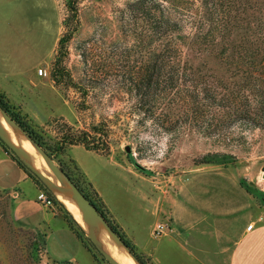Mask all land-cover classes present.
Masks as SVG:
<instances>
[{
	"label": "rangeland",
	"instance_id": "374dc122",
	"mask_svg": "<svg viewBox=\"0 0 264 264\" xmlns=\"http://www.w3.org/2000/svg\"><path fill=\"white\" fill-rule=\"evenodd\" d=\"M69 1L0 0V92L54 152L55 161L89 193L101 192L114 216L129 231L134 226L146 250L165 237L151 231L159 221L171 227L170 210L176 203L190 212L185 219H194L197 226L211 221L212 209L225 208L229 199L246 210L244 192L253 197L255 211L264 208V95H249L245 104L237 101L236 116L227 126L233 141L207 136L204 127L213 129L227 110L218 109L214 119L206 116L213 124L205 123L201 130L185 122V105L170 103L171 95H139L134 81L150 55L137 45L142 29L150 25L141 26L136 17L132 7L137 0H77L76 13ZM160 1L173 8V18L202 9L201 0ZM208 2L203 8L208 23L237 17L240 38L264 28V0ZM238 6L245 9L237 11ZM201 56L192 57V62L208 61L205 64L215 69H225L208 54ZM40 68L47 75H40ZM253 118L262 125L254 126ZM6 127L31 154L33 148L35 165L45 169L33 145ZM84 133L97 150L69 143V138ZM215 153L222 156L199 163ZM14 155L0 140V264H110L87 234L84 242L69 226V205L58 204L51 192V209L59 216L47 226L33 228L14 218L19 191L21 198L34 201L40 189L47 190L35 174L27 172V179L5 162L22 167ZM108 215L132 241L109 210ZM246 220L236 218L234 225ZM210 235L205 236L209 247L214 245ZM227 238H235L233 229ZM102 240L117 248L115 252L108 247L117 258L119 245L106 233ZM136 250L152 264L145 250Z\"/></svg>",
	"mask_w": 264,
	"mask_h": 264
},
{
	"label": "trees",
	"instance_id": "16d2710c",
	"mask_svg": "<svg viewBox=\"0 0 264 264\" xmlns=\"http://www.w3.org/2000/svg\"><path fill=\"white\" fill-rule=\"evenodd\" d=\"M205 3L209 4L208 0H201L202 11L194 8L188 11L187 15L183 13L186 17L173 18L171 11L173 8L160 0L135 2L132 8L136 12V17L141 19V26L150 25V29H142L141 40L137 47L139 51L148 52L150 60L145 62L141 76L134 82H137L139 95H171L170 103L182 102L186 107L185 122H189L191 127L196 126L202 130L205 123L213 124L207 122L209 115H213L214 119L218 115V109L227 110L223 115L226 116L225 119H218L221 122L216 123L213 129L204 127L202 133L207 136H218L219 140L228 139L231 142L234 138L227 126H230L236 116V113L233 114V108L236 107L237 101L243 100L245 104V101L248 102L250 99L249 95H264V28L257 35L248 32L240 38L238 36L240 33L236 34V29L240 28L238 23L240 19L235 17L233 20L228 15L220 21L211 19V23H208V12L204 13L203 9ZM67 4L74 13L77 12V0H70ZM236 9L242 11L241 6ZM187 27L190 28V32ZM182 45L186 47V51ZM207 54L224 65L225 69L223 71L221 68L215 69L205 64L208 61H204L203 64L192 62V57L197 55L203 57ZM0 105L53 156L54 152L49 151L42 137L19 112L11 107L4 93L1 92ZM244 114L245 117H250L247 110H244ZM253 120L254 126L262 125L261 120L256 121V118ZM69 143L83 144L91 150L98 149L97 146L91 145L87 133L69 138ZM6 148L10 150L7 146ZM218 154L202 157L199 163H212L215 161L214 156H222ZM14 156L17 162L34 176L16 155ZM62 167L121 235L141 263L148 264L138 254L136 246L121 227L108 215L109 209H105L107 206L97 190L95 189L94 194L89 193L69 170ZM54 198L58 204L65 207L58 197ZM66 210L71 219L70 223L67 221L69 226L84 241L85 230L73 214L67 208Z\"/></svg>",
	"mask_w": 264,
	"mask_h": 264
},
{
	"label": "crops",
	"instance_id": "0c3cea01",
	"mask_svg": "<svg viewBox=\"0 0 264 264\" xmlns=\"http://www.w3.org/2000/svg\"><path fill=\"white\" fill-rule=\"evenodd\" d=\"M5 162H10L17 168L22 177L30 179L27 171L18 166L15 161L6 159ZM85 175L88 176V173L85 172ZM97 192L113 218L123 227L133 243L142 251L145 250L151 257L152 264H264V208L255 211L253 197L245 192L243 194L248 202L246 210L242 205L235 206L232 199H229L228 202L226 201L228 206L220 209L213 208V219L203 220L200 226L196 225L198 222L194 219L192 221L185 219L190 212L186 209L183 212L180 204L176 203L170 210L171 229L152 250L145 249L146 245L142 244L140 235L135 233L134 226L133 230L129 231V228L127 229L114 216L111 206L104 200L101 192L98 190ZM13 216L23 225L37 228L42 225L47 226L48 221L59 214L41 205L37 200L21 198V191H19L18 200L13 208ZM243 216L247 219L246 222L234 225L236 218L242 219ZM250 224L253 225L252 228H248ZM232 229L235 232V238H227ZM193 231L196 234L194 237L193 234L190 235ZM208 234L213 235L214 245L211 247L206 244L205 240Z\"/></svg>",
	"mask_w": 264,
	"mask_h": 264
},
{
	"label": "water",
	"instance_id": "95a60500",
	"mask_svg": "<svg viewBox=\"0 0 264 264\" xmlns=\"http://www.w3.org/2000/svg\"><path fill=\"white\" fill-rule=\"evenodd\" d=\"M6 124L10 128L13 127L33 145V147L40 153L45 163L55 175L58 183L51 180L47 175L39 171V169L33 163L32 154L23 145L17 144L14 141V136L7 129ZM0 139L28 169L45 184L47 189L56 197H58V199H60L58 193H61L65 197L74 201L81 208L86 217L87 229H85L79 222L78 223L85 230L87 236L98 249V251L104 256L106 260H108L110 264L122 263L104 247L102 240L103 233L109 235L119 245V247L125 249L137 263L142 264L121 237V235L112 227V225L99 211L95 204H93L91 200L81 191V189L71 179L68 173L65 172V170L55 161L54 157L50 155L43 148V146L37 140H35L32 135L29 134L1 105ZM126 150L130 152L131 148L127 146Z\"/></svg>",
	"mask_w": 264,
	"mask_h": 264
},
{
	"label": "bare ground",
	"instance_id": "6f19581e",
	"mask_svg": "<svg viewBox=\"0 0 264 264\" xmlns=\"http://www.w3.org/2000/svg\"><path fill=\"white\" fill-rule=\"evenodd\" d=\"M8 129V128H7ZM9 130V129H8ZM10 131V130H9ZM15 141V140H14ZM17 144H20L22 145L21 143L17 141H15ZM31 151H32V160H33V163L35 165V163L38 161L35 160L34 158V150L33 148H29ZM38 154V153H37ZM38 157L41 158L38 154ZM42 159V158H41ZM43 160V159H42ZM44 164V167L45 169L42 168H38L36 165V167L39 169V171H41L43 174L47 175L51 180L55 181L56 183H58V180L56 179L55 175L53 174V172L50 170V168L48 167V165L45 163V161L43 160V163ZM58 196L60 198V200L64 203V204H68L70 209H71V213L79 220L83 223V225H85L86 229H87V223H86V217L84 215V213L82 212L81 208L74 202L72 201L71 199L65 197L64 195H62L61 193H58ZM112 243V242H111ZM110 243V244H111ZM104 245V243H103ZM104 247L113 255L112 251H110L111 249L109 248H112L115 252L117 250V248H115V246L112 244V245H108L107 242L106 244L104 245ZM109 247V248H108ZM119 252H121L119 254V256L117 257V259L123 264H139L137 263L128 253L125 249L121 248L120 247V250Z\"/></svg>",
	"mask_w": 264,
	"mask_h": 264
},
{
	"label": "built area",
	"instance_id": "2783aa9c",
	"mask_svg": "<svg viewBox=\"0 0 264 264\" xmlns=\"http://www.w3.org/2000/svg\"><path fill=\"white\" fill-rule=\"evenodd\" d=\"M39 74L40 75H47V70L44 68H40L39 69ZM37 201L47 207V208H51L54 206V199H53V195L50 193L49 190H44V189H40L37 195ZM252 224H250L248 226V228H252ZM171 229L170 224L168 221L165 222H157L156 225L153 228V235L155 237H160L162 235H165L169 230Z\"/></svg>",
	"mask_w": 264,
	"mask_h": 264
}]
</instances>
